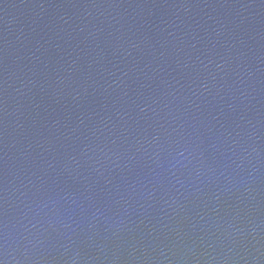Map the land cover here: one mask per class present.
Masks as SVG:
<instances>
[{
    "label": "water",
    "instance_id": "1",
    "mask_svg": "<svg viewBox=\"0 0 264 264\" xmlns=\"http://www.w3.org/2000/svg\"><path fill=\"white\" fill-rule=\"evenodd\" d=\"M0 264H264V0H0Z\"/></svg>",
    "mask_w": 264,
    "mask_h": 264
}]
</instances>
